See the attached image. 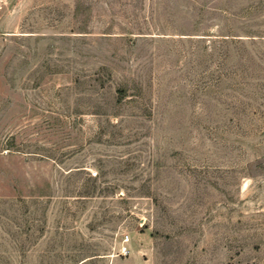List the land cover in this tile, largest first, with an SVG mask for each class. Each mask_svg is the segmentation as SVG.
Returning a JSON list of instances; mask_svg holds the SVG:
<instances>
[{
	"label": "rangeland",
	"instance_id": "rangeland-1",
	"mask_svg": "<svg viewBox=\"0 0 264 264\" xmlns=\"http://www.w3.org/2000/svg\"><path fill=\"white\" fill-rule=\"evenodd\" d=\"M0 264H264V0H0Z\"/></svg>",
	"mask_w": 264,
	"mask_h": 264
}]
</instances>
